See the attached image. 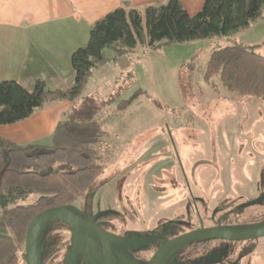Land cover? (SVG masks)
I'll return each instance as SVG.
<instances>
[{"label":"rangeland","instance_id":"374dc122","mask_svg":"<svg viewBox=\"0 0 264 264\" xmlns=\"http://www.w3.org/2000/svg\"><path fill=\"white\" fill-rule=\"evenodd\" d=\"M228 44H241L263 56L264 12L228 38L103 49L104 60L92 69L83 92L100 109L102 100L112 99L115 110L107 130L113 136L102 138L100 146L107 141L106 151L99 148L92 154L103 169L77 196L74 209L92 223L106 217L116 223L134 221L152 226L148 235L169 239L195 229H264V98L228 92L218 75L207 82L202 77L209 52ZM158 134L164 141L146 146V140ZM110 139L115 142L108 143ZM41 169L61 177L75 168L52 164ZM37 196L31 193L11 206L29 204ZM63 231L55 219L39 225L34 236L37 262L40 257L60 264L54 248L59 245L57 233ZM129 233H134L131 239H147V232ZM44 239L53 249L40 247ZM197 248H182L183 258L174 264H264V236Z\"/></svg>","mask_w":264,"mask_h":264},{"label":"trees","instance_id":"16d2710c","mask_svg":"<svg viewBox=\"0 0 264 264\" xmlns=\"http://www.w3.org/2000/svg\"><path fill=\"white\" fill-rule=\"evenodd\" d=\"M203 2L192 16L179 0L149 4L142 13L126 3L113 8L90 25L87 43L71 52L74 78L70 87L46 89L39 78L31 90L13 79L0 82V125L24 120L48 104L81 98L92 69L104 60L105 47L127 50L138 43L156 47L161 42L228 38L249 27L264 12V0ZM203 71L205 82L218 75L228 92L264 98V55L252 48L228 44L212 50ZM96 108L93 104L92 111L77 112V119L61 122L50 146H22L0 137V264H19L30 220L43 210L72 207L77 196L85 193L102 171V165L92 156L101 147L91 146L95 137L86 132L93 124ZM52 164H68L75 169L63 171L61 177L41 169ZM31 193L38 194L35 201L11 206Z\"/></svg>","mask_w":264,"mask_h":264},{"label":"crops","instance_id":"0c3cea01","mask_svg":"<svg viewBox=\"0 0 264 264\" xmlns=\"http://www.w3.org/2000/svg\"><path fill=\"white\" fill-rule=\"evenodd\" d=\"M164 1L0 0V82L13 79L30 90L39 78L49 89L68 88L74 78L70 65L71 52L87 43L92 23L123 3L142 13L147 5ZM203 1L179 0L191 16L201 9ZM88 95L83 92L76 101L51 103L38 108L24 120L0 125V137L22 146L29 143L38 145L39 142L50 146L55 142L56 129L61 122L75 120L77 112L91 110L95 102ZM102 101V109L97 106L91 119L93 124L86 131L95 137L91 146H100L102 138L111 134L107 125L115 110L114 103L111 98ZM161 137L159 134L150 136L146 146L161 143L164 141ZM111 142L115 141L110 139L108 143ZM106 145L107 141L100 146V150L106 151Z\"/></svg>","mask_w":264,"mask_h":264},{"label":"flooded vegetation","instance_id":"af4514ba","mask_svg":"<svg viewBox=\"0 0 264 264\" xmlns=\"http://www.w3.org/2000/svg\"><path fill=\"white\" fill-rule=\"evenodd\" d=\"M67 210L100 229L105 236L104 241L106 247L104 250L100 237L88 227L85 228L76 225L74 237L71 227L65 223H61L64 225V231L63 233H57L59 245L54 248L56 252L61 255L60 264H65L66 260L69 264H104V252L110 264H146V262L153 257L160 247L165 245L168 240H171L165 235H148V233H151V230L148 228H152V226H148L146 224L140 226L134 221L132 222L126 220L116 223L112 219L109 220V217H106V219L101 221V223L97 220H94V223H92V220L89 219L86 214L80 213L81 211L72 209V207L67 208ZM130 231H136L139 232V234L147 232L146 241H139L137 240V237H134L133 239L129 238L134 234L129 233ZM215 241L218 242V240L212 241L202 238L183 242L179 244V246L168 249V251L163 254L161 259H159L156 264H174L177 259L180 260V258H183V255L181 254L182 248L191 251L193 248ZM49 243L50 242H48V240L44 239L42 240V243H40V247L41 245L44 246L46 252V247L50 246ZM52 243L54 242L52 241ZM52 245L48 249H53ZM35 246L37 248L36 241L33 245V249L34 256H37ZM197 250L201 251L199 248H197ZM20 256V260L23 262L25 261L23 264H27L26 251H24V255L21 254ZM38 259L39 260L37 262L35 257L37 264H48L40 257ZM50 263L53 264V262Z\"/></svg>","mask_w":264,"mask_h":264},{"label":"water","instance_id":"95a60500","mask_svg":"<svg viewBox=\"0 0 264 264\" xmlns=\"http://www.w3.org/2000/svg\"><path fill=\"white\" fill-rule=\"evenodd\" d=\"M58 220L61 223H65L66 225H69L73 231V236L75 234V228L76 225L89 228L93 230L96 235H98L101 239L102 246H104L105 250V236L103 235V232H101L100 229L95 227L93 224H90L88 221H84L76 214H72L67 209H48L43 210L40 213H38L35 217H33L30 220V223L28 225V229L25 236V250H26V261L27 264H37L35 261L34 251L32 250V241H33V235H35L37 228L39 225H41L43 222L51 221V220ZM264 236V229L259 230H252L247 231L243 233H232L228 231H221L216 229H195L190 231V233L180 235L177 238L168 240V242L165 243L162 247H160L157 252L153 255V257L146 262V264H156L159 259L163 256L165 252L168 251V249H171L173 247L179 246V244L191 241L194 239H205V240H229V241H242V240H248L252 238H259ZM75 237V236H74ZM104 264H110L108 258H106L105 252H104ZM65 264H69L66 260Z\"/></svg>","mask_w":264,"mask_h":264},{"label":"bare ground","instance_id":"6f19581e","mask_svg":"<svg viewBox=\"0 0 264 264\" xmlns=\"http://www.w3.org/2000/svg\"><path fill=\"white\" fill-rule=\"evenodd\" d=\"M34 236H35V235H33V237H32V238H33V241H32V250H33V251H34V249H33V245H34V243H35V241H36V239L34 238ZM24 250H25V242H24ZM25 251H26V250H25Z\"/></svg>","mask_w":264,"mask_h":264}]
</instances>
